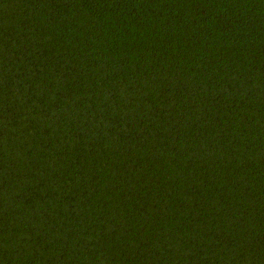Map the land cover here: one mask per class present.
<instances>
[{"label": "trees", "instance_id": "trees-1", "mask_svg": "<svg viewBox=\"0 0 264 264\" xmlns=\"http://www.w3.org/2000/svg\"><path fill=\"white\" fill-rule=\"evenodd\" d=\"M0 264H264V0H0Z\"/></svg>", "mask_w": 264, "mask_h": 264}]
</instances>
